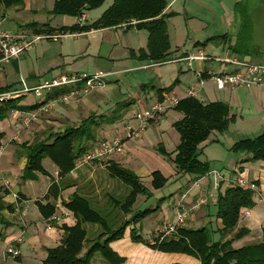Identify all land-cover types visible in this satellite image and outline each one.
<instances>
[{"label":"crops","instance_id":"1","mask_svg":"<svg viewBox=\"0 0 264 264\" xmlns=\"http://www.w3.org/2000/svg\"><path fill=\"white\" fill-rule=\"evenodd\" d=\"M57 1L58 0H47L48 6L42 7L41 5L39 8V0H24L21 6L1 10L0 21L3 22L5 28L9 31L20 33L25 30L37 34L36 30L29 27L30 25L34 23L38 25L48 24L49 27L39 35L61 36L58 41H39L30 51L26 52L20 58H16L8 64L0 63V89L5 90L3 94L22 91L24 83L29 88H35L44 84L46 81L57 79L63 75L104 72L108 74L109 78H114V82L116 81L118 86H121L122 83H126L130 86L131 92H135L139 88V96L132 102H134L133 104L137 102L139 104L142 103L144 111L157 101L163 102L166 97H170L177 102L188 98V91L192 88L198 92L196 98L203 103L217 102L211 100V96L209 95L211 93L205 91L204 87L208 83H215L209 76L210 72L220 73L223 69L221 68L222 70H219L217 68V70L213 62L197 61L189 64L184 59H186L188 55L197 54L199 51L205 50L206 47H201L198 44L203 41H196L194 44L196 50L193 49V51L186 52L184 48L181 47L184 44L181 43L180 45L182 41H180L179 38L183 29L174 27V33H171V21L180 17V12L174 9L180 0H169L168 6L163 13L164 15L171 13L174 15L165 19L171 43V52L170 55H167L165 61L160 63L148 57L150 55L148 49L150 33L147 29L138 28V22L135 20L117 27L93 29L90 32L84 33L64 34L59 30L62 27H71L76 24H81L82 26L94 24L113 5L114 0H107L105 4L98 9L100 12L96 15L98 17L94 19L93 23L88 22L87 12L84 16L85 20L77 17L52 15L51 12ZM193 4L199 8L201 5H204V9L210 13V10L215 11L213 7L216 6L217 0H194ZM182 8L184 13L187 12V8L191 10L190 7L186 8L185 3H183ZM58 17H61V21L55 24ZM81 19L86 22H82ZM182 27L184 28L183 25ZM174 38L176 42L175 49L172 48ZM185 62H187L186 65L189 68L187 73L183 72L182 67H180V65ZM170 63L180 67L177 70L178 75L176 71L173 70L168 73L160 71L163 66ZM211 63H213V65ZM199 74L202 75L204 80L203 86L200 84ZM155 75L158 77H155ZM168 75L170 76L168 77ZM176 77L178 78L176 82L179 83H174L175 85H172L174 86L173 89L164 93L162 97L163 101L159 98L158 90L168 87H159L155 94V87L152 86L154 91L146 94L148 90L147 86L152 83V81H157L161 85L166 78H170L171 80ZM183 77H187V83L185 84L182 82V80L185 79ZM197 87H199V89ZM237 89L248 88H227V90L231 91L230 93ZM251 89H259L254 92L253 95L258 97L257 100H260L262 98V93H264V89L260 87ZM114 91L115 89H112L110 92H102L98 96L92 94V98L86 97L76 101L72 100L68 103L56 104L48 113H40L38 122L18 138H16V133L20 126L21 117L31 112H38L40 107L37 108L36 106L39 105L40 100L35 97L33 93L20 94L11 99L17 100L15 103L16 110L10 111L6 119L0 121V134L4 136L0 140V148L2 149V154L0 156V261L2 260V262H4L3 264H9V259L13 260L11 258L12 256H8L6 251L14 244L17 245L21 251V255L14 260L16 263L10 264H43L44 260L47 258L46 250L58 247L61 244L64 233L61 227L65 224L68 226H74L76 224L73 213L63 205V202L69 201L75 194L90 200H92V198L99 197V199H101L103 197L105 203L109 201L114 194L109 188L115 190V187L112 188L114 186L113 184L116 183L117 186L120 185L119 182L115 181L117 178L112 177L108 171V161L110 160H113L127 169L131 166L133 168L131 171H133L140 178L141 183L152 192L153 197L154 195L162 193V189L154 190L152 188V174L156 171V167L142 165L136 161V156L139 155L142 150H145L142 144L148 147L152 146L154 149L156 146L153 144L151 138H144L145 136H142V139L138 138L140 139L138 142H135L133 138H127L125 125L129 122L134 127L137 126V123L132 120L133 117L128 121L127 116H124L113 125L104 124V126L100 128V131H103L106 138L125 139L127 150L125 156H112L101 162L94 161L92 163L76 166L69 175L63 178L59 175L60 169L57 165L50 159H45L43 161V167L46 173H35L36 179L25 180L23 178L24 170L28 165L27 155L22 148L23 144H34L40 140L49 138L51 134L65 130L67 127L78 126L92 114H99V111L105 107L108 110L112 109L108 112L109 114L105 113L107 116H111L112 114L110 115V113L116 108V106L113 107L111 105L113 103L111 101H115L112 99L115 94ZM219 91H226V89ZM67 92L68 88L65 87L56 89L50 94L54 95L56 98L67 94ZM50 94L47 96L49 101H51ZM235 98V100H241L238 96ZM109 99L112 100L109 101ZM117 104L119 103L115 105ZM238 104L239 103L236 101V106H238ZM175 106L168 110L162 121L168 118L171 111L181 113L175 109ZM181 115L182 117L176 115L179 121L183 118L182 113ZM178 120L176 122H178ZM213 134H215V132L212 133L208 141L200 147L202 150L200 158L210 163V173L206 177L191 184L192 187L190 189L183 192L180 197H177L170 214L172 219L169 222L175 219V203L180 200L183 194L188 192V198L190 192H195L193 197H190V199H192L190 203L186 202L187 198L185 199L184 203L186 208L192 207L199 199H206V204L200 209L191 212L185 226L189 228L207 227L214 232V240H220L222 238L221 230L223 229L222 221L220 219H215L214 215H210L209 213L212 212V206H215L218 194L224 193L228 188L234 186L230 184L228 180L242 177L250 183H255L257 186V191L254 195L256 206L253 209H248L249 216L241 219L237 228L229 234L226 239L232 238L240 229H247L250 233L245 238L256 236L254 239L260 241L262 239V229L264 228V162L240 163L242 160L249 158V155L235 154L229 150V153L232 154H226V157H223V154L219 156L209 151ZM162 144L166 151H168L164 142ZM175 150L173 152H175ZM82 159L83 158L78 161L80 162ZM169 164L171 165H167L161 161V165L163 166L160 165L157 167L161 168L159 171L161 173L163 172L162 174L168 179V182L172 179L176 181L183 177L182 174L177 173L174 164L170 162ZM244 167H251L256 171L255 174L251 176L248 168L244 170ZM163 168L166 170L168 169V172H172V175L167 177L168 172L164 171ZM228 168L230 176L227 178L223 173ZM239 169H241L243 173H238ZM216 173L222 175L226 179V182L221 184L219 189H215L213 185ZM206 178L211 179L212 185H203ZM54 182H63L64 189L61 190L60 196L55 202L56 213L50 220H46L40 211L39 204L47 205L51 202V200L47 201L45 196L48 194L50 186ZM162 198L166 197L162 195L161 199ZM255 209H257L256 212L253 211ZM159 212L160 215L164 217L163 208H161ZM129 218L127 215L125 220ZM159 225L160 223H158L156 231L161 228ZM138 227L139 224L136 226L137 230ZM132 228L133 226L127 229L124 239L111 244L115 249L114 251L118 252L122 257L130 255L131 250L136 247L143 246L142 244L134 245L130 243V231ZM17 239H22V242L17 243ZM236 243L237 242L234 243V247ZM241 247L237 246V248ZM160 254L163 257L161 264L173 262L180 264H200L198 259L187 255Z\"/></svg>","mask_w":264,"mask_h":264},{"label":"trees","instance_id":"2","mask_svg":"<svg viewBox=\"0 0 264 264\" xmlns=\"http://www.w3.org/2000/svg\"><path fill=\"white\" fill-rule=\"evenodd\" d=\"M107 0H58L51 12L54 16H70L83 18L86 12L99 9ZM169 0H114L113 5L102 17L91 25L76 24L71 27H62L59 30L64 34L90 32L95 29L117 27L121 24L138 22V28L147 29L150 33L148 56L156 62L165 61L171 52V43L167 31L166 18L174 14L164 15ZM24 0H0V8L10 9L21 6ZM37 34L44 32L48 24L30 25ZM227 35L212 37L198 43L206 47L209 42L228 39ZM239 49V48H238ZM237 51V48H234ZM177 83V82H175ZM175 85V84H174ZM174 86L158 90L159 98L171 91ZM5 90L0 89V94ZM64 93V92H63ZM50 94V93H49ZM54 97V98H53ZM58 98V97H56ZM55 96L50 94V100ZM49 99L46 98V102ZM17 100H8L0 104V121L6 119L10 111L16 110ZM42 101L36 107L42 106ZM134 102L117 104L111 116L106 114H92L80 125L67 127L65 130L51 134L49 138L34 144L22 145L28 158V165L24 170L23 178L36 179L35 173H46L43 161L50 159L60 169V177L69 175L76 167V162L84 158L97 144L96 133L104 124L113 125L125 115V110ZM175 109L183 114V118L174 123L180 134V143L175 152L168 153L163 145L158 149L163 156L171 161L178 174L192 175V182H196L210 173V163L202 160L201 146L208 141L214 132L225 133L230 123L236 120L229 104L221 101L203 103L198 98L188 97L180 100ZM135 115V114H134ZM134 117V116H133ZM4 136L0 134V140ZM102 139L100 141H103ZM1 145V144H0ZM95 149V148H94ZM93 149V150H94ZM235 154H247L246 162H264V130L255 138H245L234 143L230 149ZM99 161V160H94ZM93 161V162H94ZM101 162V161H100ZM108 171L112 177L119 179L124 185L131 188L129 196L122 202L114 197L110 198L113 208H119L124 215H131L129 219L118 225L112 218L107 220L98 211L90 199L75 194L69 201L63 202L65 208L73 213L76 220L74 226L63 225V238L58 247L47 249V258L43 264H93L97 255H101L106 264H125L126 259L115 252L111 244L122 240L127 229L131 226V239L134 243L143 244L162 253H177L194 257L200 264H264V228L262 239L252 245L235 248L234 243L246 237L250 231L240 229L232 238L226 239L238 226L240 215L244 210L256 206L255 192L245 190L239 186H232L224 193H219L215 202V219L222 221V238L214 240L213 234L207 227L192 228L181 226L170 235L158 234L154 236L153 244L149 238L142 237L136 226L152 214L158 212L166 198L159 199L156 208L145 209L132 214V208L140 195L153 197L152 192L140 181V178L131 170L121 166L113 160L108 161ZM152 188L163 189L168 179L160 172L152 174ZM63 182H54L45 196L47 205L39 204L40 211L46 220H50L56 213L55 202L58 200ZM99 226L102 230L95 238L89 240L85 225ZM118 225V226H117Z\"/></svg>","mask_w":264,"mask_h":264},{"label":"rangeland","instance_id":"3","mask_svg":"<svg viewBox=\"0 0 264 264\" xmlns=\"http://www.w3.org/2000/svg\"><path fill=\"white\" fill-rule=\"evenodd\" d=\"M183 3L186 4V8L190 7L192 11L187 8V12L184 13L182 8ZM193 3L194 0H180L179 3L174 8L175 11L177 10L180 12V17L173 19L170 23L171 33H174V27L183 29L182 34L179 36V38L180 41H182L180 42V45L181 43L184 44V45L182 44L183 46H181L182 48H184V51L186 52L193 51V49H195L194 44L196 41H206L211 37H220L223 35H227L229 38L225 41V43H223L221 40L209 42L205 50H203L204 54L206 56L219 57V58L237 57L239 59L264 64V0H217L216 6L213 7L215 11L210 10V13L204 9V5H201L200 8L197 6L198 7L197 8ZM41 5L42 7L46 5L48 6L47 0H39V8ZM3 9L4 8L2 7L0 8V14H1V10ZM98 12H100L98 9L90 10L87 12L89 23L94 22V19L98 17L96 16L98 15ZM59 21H61V17L57 18L55 24H57V22ZM82 22H86V21H82ZM182 25L184 26V28L182 27ZM172 45H173L172 48L175 49L176 47L175 38L173 39ZM234 48H237V51H235ZM186 63L187 62L182 63L180 65V67H182L183 72L185 73H187L189 69ZM213 63L211 64L213 65ZM214 66L216 67V69L218 68L219 70L227 69V66L223 67V65H219L218 63H214ZM180 67L178 65L170 63L163 66L160 69V71H164L168 73L173 70L176 71L178 75L177 70ZM169 76L170 75H168V77ZM155 77L158 76L155 75ZM183 78L185 79L182 80V82L184 84L187 83V79H186L187 77H183ZM177 79H178L177 77L171 80L170 78H166L163 84L161 83V85L157 81L155 82L152 81V83L148 84L147 86L148 90L146 94L152 93V91H154L152 86L155 87V91H156L155 94L157 93V89L159 87L170 88V86H172L177 81ZM106 81H107V86L105 89L97 90L92 94L98 96L102 92L103 93L107 91L110 92V90L115 89L114 91L115 94L113 93L114 97L112 98L115 101L109 99V101L112 100L111 102L113 103L111 105L113 107L115 106L117 107V105H115L116 103H119L121 105L123 103L133 101L136 97L139 96V90H140L139 88L135 92H131L130 86H128L126 83H122L121 86H118L116 84V81L114 82V78H109V77L106 78ZM197 88L199 89V87ZM204 90L207 91L208 93H211L209 95L211 96L212 101H221V102L226 101V103L228 104L230 103L229 105L231 106L232 114H234L236 118L234 122L230 123V127L227 132L225 133L215 132V134L212 135L209 151L214 152L219 156L223 154L224 155L223 157H226V154L227 155L232 154L229 153L230 152L229 146L231 147L234 143H236L241 139L255 138L263 132L264 93H262V98L260 100H257L258 97L253 95L254 92H256L259 89H237L232 91V93H230L231 91L227 89L226 91H219L215 83H208L207 85H205ZM92 94L86 97L92 98L93 96ZM236 96L241 98V100H235ZM236 101L239 103L238 106H236ZM143 109L144 106H142V103L139 104L137 102L132 106H130V108L125 110L124 116H127V120L130 121L131 118L134 116L133 114L144 113L145 111ZM111 110H108L105 107L99 111V114H105ZM176 115L182 117L181 113L178 112L176 113L175 111H171L168 118L162 121L161 125L148 126V128L145 131L138 133L137 137L133 138L135 142H138L140 140L138 138H141L142 136H145L144 138L146 137L151 138L153 144L156 146V148L154 149L152 146L148 147L142 144V147L145 148V150L141 149L142 150L141 153L136 156V161L139 162V164L148 165L150 167H156L155 168L156 171L157 170L159 171V169H161V168H157L158 166L161 165V161L166 163L167 165H171L169 164V162L170 163L172 162L169 161L166 156H163L158 149L160 148V145H163L162 143L164 142L168 150L167 152L171 154L177 148V145L180 143L179 142L180 134L174 127V123L179 119L177 118ZM127 124L125 125V129L128 126ZM103 135H104L103 131L102 132L100 130L97 131L96 133L97 140L95 143L100 142V140L102 139L105 140L109 139V137L106 138L105 135L104 136ZM95 146L96 144L91 148L90 152L93 151ZM78 162H76V166H78ZM128 168L129 170H133L131 166ZM245 168L246 169L248 168L249 174L251 176L254 175L256 172L251 167L250 168L244 167V170ZM163 170L168 172V169L166 170L165 168H163ZM228 170L229 168L225 170L223 173L224 175H226L227 178L230 176ZM238 173H243V172L241 171V169H239ZM171 175L172 172H168L167 177H170ZM182 176L183 177H181L176 181H173L172 179L162 189L161 191L162 193L154 195V197L148 198L143 195L138 196L137 202L132 208V214L139 211H143L145 209L156 208L157 202L159 199H161L162 195L166 197V201L161 205V208H163L165 214L164 217L160 215L159 212L160 210H159L158 212L152 214L144 221H142L138 227L139 234L145 238L150 237L149 241L152 244L154 242V238H155L154 236H157V234H160L161 237L162 235L167 236L172 234L171 232L169 233V231H167L166 229H163V227L164 225L175 223L176 217L174 221L169 222L172 219V216H170V214L173 208L174 201H176L177 197H180L183 192L190 189L192 187L191 184H193L192 175L182 174ZM115 181L119 182L120 185L117 186L115 183L113 184L114 185L113 187L111 186L112 188L115 187V190L111 188H109V190H112L111 192L114 193L112 197H114L117 201L122 202L129 196L131 192V188L128 187L127 185H124L118 179H115ZM225 182L226 181H221L220 185ZM213 183L215 184V181H213ZM203 185H208V186L212 185L211 179L206 178V180L203 182ZM194 193L195 192L193 193L190 192V195L187 198L186 202L190 203V201L192 200L190 199V197H193ZM91 202L93 203L94 207L98 211H100L107 220H111L112 218H114V220L118 222V225L122 224L125 220V217L127 216L124 215L119 208L116 207L113 208L110 200L105 203L103 197L101 199H99V197L92 198ZM253 211L256 212L257 209ZM215 213H216V207L212 206V212H210L209 214L215 215ZM190 214L191 212L189 213V215ZM189 215L187 219L189 218ZM130 216L131 215H128V218ZM158 223H160L159 226L161 228L156 231ZM185 224H187V221ZM85 227L87 228L88 231L89 240L95 238L102 231L99 226H93L88 224L85 225ZM255 237L256 236H252L250 238L244 237L241 240L236 241L237 243L235 244V247L237 248V246L241 247V246L256 244L259 241L257 239H254ZM130 243L134 245L135 244L138 245V243H134L132 239ZM143 246L136 247L135 249L131 250L130 255L124 257L126 259L125 264H161L163 257L161 256L160 253L162 252L153 250L145 245ZM112 249L115 250L113 247ZM164 254H177V253H164ZM8 256L11 257V255ZM11 258L13 260L9 259V264L16 263V261H14L15 259L13 257ZM0 263L3 264L4 262H2L1 260ZM93 264H106V262L101 257V255H97L94 259ZM169 264H180V263L173 262Z\"/></svg>","mask_w":264,"mask_h":264},{"label":"built area","instance_id":"4","mask_svg":"<svg viewBox=\"0 0 264 264\" xmlns=\"http://www.w3.org/2000/svg\"><path fill=\"white\" fill-rule=\"evenodd\" d=\"M84 19V17H83ZM85 20V19H84ZM60 35H38L30 33L29 31H21L15 33L5 28L2 21H0V63H10L16 58H20L26 52L30 51L34 45L42 40L58 41ZM189 64L193 62H214L220 65L227 66V69L220 73L210 72L209 76L215 82L218 90H225L229 87L232 88H264V64L255 63L237 57L233 58H217L206 56L203 51H199L197 54L188 55L186 59ZM200 75V84L204 85L202 75ZM108 74L104 72H96L94 74H72L63 75L57 79L49 80L44 84L35 88H29L24 83L23 90L19 92H11L7 94H0V102H5L13 99L20 94L33 93L40 101L42 106L38 112H31L21 117L20 126L18 127L16 138L23 133L27 132L40 118V113H48L53 106L59 103H68L72 100H79L86 96H89L97 90H103L107 86L106 78ZM68 88L67 94L61 97L52 99L46 102V98L52 91L60 88ZM189 97L196 98L198 92L195 89L188 91ZM176 100H172L170 97H166L163 102H156L151 105L144 113H136L132 120L137 123V126H133L128 123L126 127L127 138H136L138 133L145 131L148 126L160 125L164 115L173 106L177 105ZM127 153L125 139L113 138L100 141L96 144L95 149L87 154L80 162L78 166L88 164L94 160L103 161L112 156H125ZM2 149L0 148V156ZM1 175V171H0ZM215 189H219L220 182L226 181L225 177L216 173L214 176ZM230 184L239 186L245 190L257 191L255 183H250L242 177L228 180ZM187 193L183 194L178 202L175 203L174 211L176 221L173 224L164 225L163 229L169 231V233L176 232L179 227L184 226L187 217L190 212L200 209L206 204V199H199L191 208H186L184 201L187 198ZM264 202V201H263ZM249 216V210H244L240 219L247 218ZM17 243H21L22 239H17ZM7 254L11 255L14 259L21 255V251L17 245H11L7 249Z\"/></svg>","mask_w":264,"mask_h":264}]
</instances>
